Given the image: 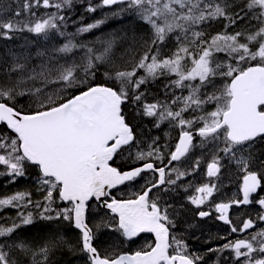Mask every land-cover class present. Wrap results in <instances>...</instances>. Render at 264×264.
<instances>
[{"label": "snow or ice", "instance_id": "snow-or-ice-1", "mask_svg": "<svg viewBox=\"0 0 264 264\" xmlns=\"http://www.w3.org/2000/svg\"><path fill=\"white\" fill-rule=\"evenodd\" d=\"M73 6L74 0H23L12 16L0 19V37L26 31L50 45L10 53V62L0 66V176L12 183L32 167L37 190L44 193L35 201L30 191L0 198V213L16 210L15 217L0 216V264H23L17 253L28 264H53L65 247L84 254L86 264H201L204 256L188 253L171 235L176 225L170 205L162 206L154 190L181 187L201 168L193 150L209 146L208 182L189 197L201 218L212 215L202 206L217 190L213 179L221 173V160L234 161L243 175L241 198L211 201L229 233L208 252L228 253L225 259L232 264H264V195L258 194L264 190V169L252 167L251 151L264 143V0H89V13L107 8L113 16L127 13L147 26L146 50L123 65L116 62V37L77 39L107 17L75 33L65 31L66 12ZM40 9L54 11L40 15ZM6 10L10 6H0V15ZM241 21L246 27H239ZM215 22L223 31L212 34L208 29ZM160 79L166 80L163 95L147 102L145 86ZM129 103L153 127L178 129L174 147L159 137L140 147L124 113ZM125 152L138 166L116 165ZM138 179L145 183L132 198L113 195V189ZM93 204L105 210L107 221L90 223ZM247 205L261 211L234 223L230 210ZM40 221L67 222L78 230L76 244L59 234L39 245L20 236V229ZM102 229L118 233L120 244L145 233L154 240L132 254L115 248L101 252L96 241Z\"/></svg>", "mask_w": 264, "mask_h": 264}, {"label": "trees", "instance_id": "trees-1", "mask_svg": "<svg viewBox=\"0 0 264 264\" xmlns=\"http://www.w3.org/2000/svg\"><path fill=\"white\" fill-rule=\"evenodd\" d=\"M88 2L89 0H74V6L71 9L67 10V22L65 26V31L67 33H75L78 27L105 18L98 17L96 15L92 16L93 13L90 14L89 12L85 11V6ZM90 2L92 4H97L99 0H90ZM22 3L23 0H0V6H4L5 8H7V6H10V10L3 11L2 15H0V19H7L12 16L14 10L22 5ZM106 10L108 9L106 8ZM45 12L46 11L43 9L39 10L40 15H43ZM239 27L243 28L246 27V25L243 21H241ZM208 31L212 34H215L218 31H223V24L221 22H215L213 26L208 29ZM229 31H231V29H229ZM121 33L126 37H128L129 34H133V36L135 35L134 45L127 41L123 42L120 38ZM11 35L12 39L0 37V46H2L3 49L2 53L0 52V56L3 55V52L21 53L25 50H31L34 52L37 48L50 47V45L46 44L43 39H37L36 36L26 31L15 32ZM111 37H116L118 40V49L116 52L117 64L123 65L125 64V62L131 64L134 62L133 58H138L146 50L144 41L148 38L147 26L142 25L134 16L124 13L120 16L107 18V22L101 25L100 28L93 30V32L91 33H86L82 36H78L77 39L84 41L85 43H91ZM119 40H121V42H119ZM57 42L59 43L60 41L58 40ZM96 46L99 47V44L97 43ZM7 47L12 48V50H7ZM164 83H166V80L160 79L145 86V100L147 102H152L158 97L162 96ZM125 110L126 108L124 107V113ZM125 115L127 121L131 124V119L129 118L128 114L125 113ZM169 143H173L172 139L169 140ZM256 157H258L260 161L264 160V143H260L257 153L255 152V158ZM126 165L129 166L130 164L127 162ZM235 165L237 169V181L239 185V182L242 178V176L239 175H243V173L239 170L236 163ZM2 167L3 166H0V168ZM37 175L38 173L34 168L28 167L26 169V175L23 177L15 178V182L12 183L9 182V177L0 176V198L12 195L20 191H30L32 193L33 201L42 200L44 193L37 190L39 187L36 181ZM15 215L16 210L12 208H6L2 213H0V216L5 217H15ZM88 219L94 226L95 224L100 223L105 219V214L100 209H98L96 215L93 211L92 206L89 211ZM19 234L34 245H39L48 237L55 236L57 234L63 236L72 244H76V241L78 240V230L71 227L67 222L61 221H40L35 225L20 229ZM16 255L18 258L23 260V264H28V261L24 259L21 254L17 253ZM53 264H86V260L84 254H81L79 251L71 252L65 247L55 253L53 257Z\"/></svg>", "mask_w": 264, "mask_h": 264}, {"label": "flooded vegetation", "instance_id": "flooded-vegetation-1", "mask_svg": "<svg viewBox=\"0 0 264 264\" xmlns=\"http://www.w3.org/2000/svg\"><path fill=\"white\" fill-rule=\"evenodd\" d=\"M178 131V129L175 131H172L169 128L166 129L164 133L168 134V137L172 139L173 143L164 145L169 148H173L177 140ZM163 134H157V137H161V144H163L165 140ZM200 149L206 150L207 148ZM254 152L255 151H252V153ZM194 155V158L201 159V168L198 171L188 176L185 181H181V187L175 188V186H172L175 188L174 191L163 192L154 190V193L158 192L161 197L160 203L162 206L170 205V207H168V211L173 217L176 225L171 229V235H175L177 239L182 240L187 245L188 253L204 256V260L201 264H232L230 259H225V257L229 256L228 253L220 254L216 252H208V249L222 245L225 241L220 239V237L228 235L229 233V226L225 225L222 221L216 218L218 214L214 212V204H212L211 201H215L216 203L228 202L233 198H241L242 196L240 192V185H238L237 181V169L235 162L229 161L227 158L221 160V164L223 165L221 173L218 178L213 179V182L217 184V190L211 198V201L206 202L202 206L203 210L211 211L212 215L201 218L198 215V212L201 209L193 205L189 197L197 194L195 192L196 187L202 186L204 183L208 182L209 178L206 176L205 162L209 161L210 158H208V155ZM122 157L123 156L119 157L116 162L119 164H125L126 161H123ZM156 163L159 164L158 161H156ZM191 163L192 161L190 160L189 165H186V167L190 166ZM136 166H138V164L133 163V166L123 165L121 168L123 170H128L130 167ZM143 176L148 178L151 177L152 174L144 173ZM143 183H145V180L138 179L135 182H131L119 188V190L113 193V195L118 199L132 198L135 193L140 191ZM188 184L191 186H187ZM259 195H264V190H261ZM260 211L261 209L259 208V205L241 206L239 208L234 206L230 210V217L233 219L234 223L238 224L246 216L250 215L255 217V215ZM236 235L237 234H232V237H235ZM153 240L154 237L152 234L140 236L134 242L133 251L135 252L146 247V245L151 243ZM217 257H219L218 261Z\"/></svg>", "mask_w": 264, "mask_h": 264}, {"label": "rangeland", "instance_id": "rangeland-1", "mask_svg": "<svg viewBox=\"0 0 264 264\" xmlns=\"http://www.w3.org/2000/svg\"><path fill=\"white\" fill-rule=\"evenodd\" d=\"M237 3L238 4L241 3V0H237ZM45 11H53V9L52 10H45ZM90 14H92V13H90ZM93 15H96L98 17H107V18H112L113 17L111 10L110 9L106 10V8L98 9L96 12H94L92 14V16ZM38 38L39 37H37V39ZM120 38H121V40L123 42L127 41V42L131 43L132 45H134L133 34H129V36L126 37L124 34L121 33V37ZM121 40H119V42H121ZM8 49L10 51L12 50V48H8L7 47V50ZM2 51H3L2 46H0V52L2 53ZM10 59H11L10 53L3 52V55L0 56V66H3V64H5V62L8 63L7 61H10ZM124 107L127 110V111L125 110V113L128 114L129 118L131 119V125H133V127H134V130L136 132L137 140L139 142L140 147H144L148 142H150V139L152 137H157V134L161 133V135H162L164 133V131L166 129H168V128L170 130H172V131L177 130L176 128L168 127L167 125H162L160 128L153 127V123H152V121L149 118L137 114V112L139 111V107L137 105H133V104L130 103L128 105H125ZM163 136L165 138L163 144H168L169 140H170V138L168 137V134L164 133ZM259 145H260V143H257L254 146V148H253L254 151L256 150V148L259 147ZM135 151L136 150L133 149V153H135ZM194 154H196V156L197 155L198 156H200V155H208V158H211V155L213 153H212L211 146H209L206 150L205 149H200L199 147L194 149L193 152H192L193 159H195L194 158V156H195ZM122 160L131 161V159L128 157V153L127 152L123 155ZM256 160H258V157H256ZM189 163H190V161H189ZM131 193H132V191H131ZM97 210L98 209H97V207L95 205L93 207V211L95 212L96 215H97ZM104 221H107V218H105ZM118 237H119L118 233L112 232L109 229H102L99 232V234H98V238H97L96 244L100 248L101 252H103L105 249H107L109 252H112L114 248L119 251V249L121 248L122 244H120ZM127 247H130V245H128Z\"/></svg>", "mask_w": 264, "mask_h": 264}, {"label": "water", "instance_id": "water-1", "mask_svg": "<svg viewBox=\"0 0 264 264\" xmlns=\"http://www.w3.org/2000/svg\"><path fill=\"white\" fill-rule=\"evenodd\" d=\"M128 182H126V184H127ZM125 185V184H124ZM121 186H123V185H120V186H118V188H120ZM118 188H116V189H113L112 190V192H114V191H116ZM247 206H249V205H247ZM104 210V209H103ZM105 211V210H104ZM142 235V234H141ZM138 238V237H137ZM136 239V238H135Z\"/></svg>", "mask_w": 264, "mask_h": 264}, {"label": "bare ground", "instance_id": "bare-ground-1", "mask_svg": "<svg viewBox=\"0 0 264 264\" xmlns=\"http://www.w3.org/2000/svg\"><path fill=\"white\" fill-rule=\"evenodd\" d=\"M103 15V14H102ZM130 23V22H129ZM165 84V83H164ZM140 129V128H139ZM160 138V137H159ZM159 162V161H158ZM28 176V175H27ZM218 232V231H217ZM101 234V233H100ZM108 236V235H107Z\"/></svg>", "mask_w": 264, "mask_h": 264}]
</instances>
